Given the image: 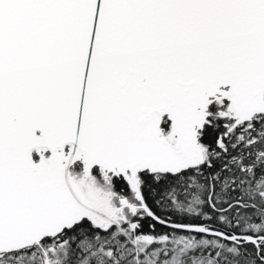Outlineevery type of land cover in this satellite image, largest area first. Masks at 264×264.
<instances>
[{
	"label": "snow or ice",
	"instance_id": "1",
	"mask_svg": "<svg viewBox=\"0 0 264 264\" xmlns=\"http://www.w3.org/2000/svg\"><path fill=\"white\" fill-rule=\"evenodd\" d=\"M0 264H264V0H0Z\"/></svg>",
	"mask_w": 264,
	"mask_h": 264
}]
</instances>
